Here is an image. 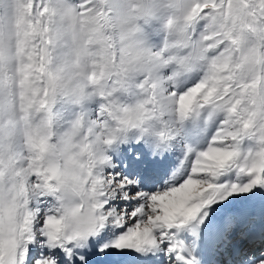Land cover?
Masks as SVG:
<instances>
[{"label":"snow or ice","instance_id":"snow-or-ice-1","mask_svg":"<svg viewBox=\"0 0 264 264\" xmlns=\"http://www.w3.org/2000/svg\"><path fill=\"white\" fill-rule=\"evenodd\" d=\"M0 264H264V0H0Z\"/></svg>","mask_w":264,"mask_h":264},{"label":"rangeland","instance_id":"rangeland-1","mask_svg":"<svg viewBox=\"0 0 264 264\" xmlns=\"http://www.w3.org/2000/svg\"><path fill=\"white\" fill-rule=\"evenodd\" d=\"M162 37L160 36H155L153 37V43H159L161 41Z\"/></svg>","mask_w":264,"mask_h":264}]
</instances>
